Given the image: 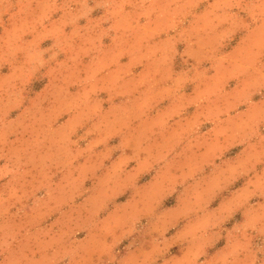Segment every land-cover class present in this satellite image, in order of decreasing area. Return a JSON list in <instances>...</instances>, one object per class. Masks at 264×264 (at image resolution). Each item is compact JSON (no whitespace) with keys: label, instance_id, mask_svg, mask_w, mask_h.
I'll return each instance as SVG.
<instances>
[{"label":"rangeland","instance_id":"374dc122","mask_svg":"<svg viewBox=\"0 0 264 264\" xmlns=\"http://www.w3.org/2000/svg\"><path fill=\"white\" fill-rule=\"evenodd\" d=\"M261 50L264 0H0V264H202L224 250L264 259V187L225 200L223 227H258L237 248L222 237L221 246L194 235L190 244L188 232L167 242L188 221L202 231V214L220 200L161 199L149 187L167 150L171 165L187 159L199 170L190 181L204 191L200 171L218 147L204 154L196 142L207 125L200 101L174 102L197 99L204 74L236 84L229 107L241 118L228 126L239 141L256 127L253 158L264 163ZM163 116L189 118L176 137L163 128V144L176 145L160 150ZM138 132L145 149L131 144Z\"/></svg>","mask_w":264,"mask_h":264},{"label":"crops","instance_id":"0c3cea01","mask_svg":"<svg viewBox=\"0 0 264 264\" xmlns=\"http://www.w3.org/2000/svg\"><path fill=\"white\" fill-rule=\"evenodd\" d=\"M235 50L236 46L228 51L226 55L229 56L233 54ZM260 53H264V50H261ZM221 65H224L223 61H221ZM204 75L205 80L201 83L203 84V87H199L200 94L197 99L193 98V96L189 94H182L174 99V102L176 103H192L200 101L201 106L199 118L202 122L206 121L207 125L201 131V137L196 140V142H198L200 147L203 148L204 154L209 145L212 144L218 147L216 153L208 160L206 166L204 165L203 169L200 171V178L206 182L204 191H197V183L194 184L193 182L196 178L190 181V178L194 177L199 170H194V165L188 163L187 159L180 167H176L175 164L171 165L168 162V159L172 156V154L167 150L164 154L160 156L157 155V157H160L161 160L153 167L151 177L153 182L149 185V187H152V190H155L154 188L156 187L158 189L156 191L158 193L157 196L161 199L175 197L177 199L185 198V200H220L215 207L208 209L206 213L202 214L203 218L201 223L196 226L202 231L195 233L196 228L193 227V222L191 223V221H188L184 225L177 227L175 232L171 234L168 239H166L167 242H173L174 238H177L179 234L182 235L184 232L186 235L188 232V235L193 233L191 235L192 238L187 239L190 241V244L193 243L192 241L194 240V235L196 237L195 241H198L201 246L210 247L222 245L225 247L237 248L247 241L249 243L252 242V239L254 238L252 232L258 227L255 224H248L245 222L242 223L241 221L235 223L233 226L223 227L222 222L225 220V213L223 211L226 208L227 201L236 202V200L239 199L257 196L258 191L256 189H258V186L264 187V163L257 165L256 160L253 158L255 153H260V151L257 150L256 140L258 132L256 127L251 125L247 132V138L243 141H239L238 138L234 137L235 131L232 129L230 130L228 126L231 123H235V120L241 118V111L237 109V106H233L231 108L229 107V105L234 102L232 101L234 95L231 91L235 90L236 84L224 81V79L219 78L218 76H216V78H208L206 77V74ZM228 88L231 89L228 90ZM222 95L225 96L223 100H218L215 104H208L211 97L219 99ZM197 117L198 116H195L196 120ZM188 118L189 117L185 118L183 122L181 119L179 121H173L171 117L166 118V116H163L158 126V129L162 128L161 130H163V133L161 134L163 135V139H159L156 136L154 137V140L157 141V148L162 150L168 149V145H176V134L178 132L183 134L180 126L186 124ZM165 126H175V137L173 139V143L168 140V143L165 142L163 144V142L166 141V133L163 129ZM188 134L186 133L184 135ZM225 134H231V136H233L227 144L224 143ZM214 135L215 137L212 139L211 136ZM137 137L136 142H131V144L138 145V150L145 149L140 145L142 140L140 132L137 133ZM122 140L127 142L125 139ZM186 140L187 139H184V141ZM242 142L244 145L238 148V145ZM174 147L169 149L171 150ZM234 147L237 148V152L234 150ZM184 149L188 150V145H185ZM232 149L234 150L232 151L234 153L230 157L218 158L220 155L224 154L225 151H230ZM243 154H247L250 157L245 158V160L241 159ZM144 163L145 161L137 163L134 168L136 174L142 171V164ZM258 167H261L262 169L258 171ZM258 229H264V226ZM199 234L200 236H198ZM219 239L223 240L222 244L217 243ZM174 242H177V239H175ZM222 252L223 258H218L219 255H207L203 257L202 264H264V259L261 260V258H257L255 253H250L244 258L237 255L232 256V258L229 259L226 257V255L230 253L229 250H224ZM220 259H222V262Z\"/></svg>","mask_w":264,"mask_h":264}]
</instances>
